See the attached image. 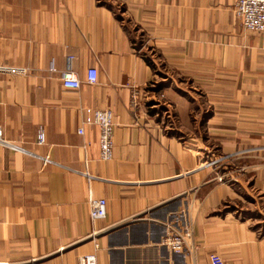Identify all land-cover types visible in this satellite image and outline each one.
Instances as JSON below:
<instances>
[{
    "label": "crops",
    "instance_id": "crops-1",
    "mask_svg": "<svg viewBox=\"0 0 264 264\" xmlns=\"http://www.w3.org/2000/svg\"><path fill=\"white\" fill-rule=\"evenodd\" d=\"M235 2L0 0V64L24 69L0 74L18 146L0 147V264H264V33ZM85 107L112 113L110 160ZM90 197L106 199L95 223ZM187 226V249L162 243Z\"/></svg>",
    "mask_w": 264,
    "mask_h": 264
},
{
    "label": "built area",
    "instance_id": "built-area-1",
    "mask_svg": "<svg viewBox=\"0 0 264 264\" xmlns=\"http://www.w3.org/2000/svg\"><path fill=\"white\" fill-rule=\"evenodd\" d=\"M234 15L242 22L243 27L246 30L253 32L264 33V0H236L233 9ZM24 72L23 68L14 66H8L0 64V74H18ZM97 79V71L94 67H89L86 71L85 80L87 83L93 84ZM62 86L70 89H78L80 86V80L72 71H66L61 78ZM83 124L96 125L98 129V144L100 159L107 161L112 158L113 153V119L112 113L109 109H94L91 107H85ZM78 134L83 133V126L77 128ZM46 141L45 132L43 128H40L37 133L36 143L44 144ZM5 146L11 149L18 148L17 145L8 141L3 136V131L0 126V147ZM224 156H219L215 160H212L210 164H214L219 159L222 160ZM42 163L47 164L51 162L48 155L41 157ZM87 179H90V176ZM222 176L220 177V179ZM89 207V219L92 223L101 220L106 215V199L102 197H90L88 199ZM97 231L93 230L90 234V238L95 239ZM192 238V227L187 226L182 231H176L168 235L163 244L173 252H181L187 249L189 242ZM94 248H98V244L94 243ZM78 264H96V256L93 253L82 254L78 257ZM209 264H224L223 259L217 253L209 255Z\"/></svg>",
    "mask_w": 264,
    "mask_h": 264
},
{
    "label": "rangeland",
    "instance_id": "rangeland-1",
    "mask_svg": "<svg viewBox=\"0 0 264 264\" xmlns=\"http://www.w3.org/2000/svg\"><path fill=\"white\" fill-rule=\"evenodd\" d=\"M170 80L168 79H165V82L160 81V83H168ZM158 86V85H157ZM156 87V86H155ZM156 92L158 91V95L156 96L157 97V100L158 101H155L154 103H159L160 102H166L167 104L166 105H169L170 103L166 101V98H165V95L163 92H161L158 88H156L155 90ZM169 108H167V106L165 107H161L159 110H160V113H161V116H163V118L160 120V124H162L168 131H170L171 129H173L175 127V124L173 123V121H171L170 119V114L169 113ZM223 156V155H221ZM225 157V156H224Z\"/></svg>",
    "mask_w": 264,
    "mask_h": 264
}]
</instances>
